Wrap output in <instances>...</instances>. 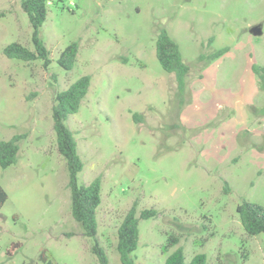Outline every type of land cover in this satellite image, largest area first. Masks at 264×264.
<instances>
[{
    "label": "rangeland",
    "instance_id": "rangeland-1",
    "mask_svg": "<svg viewBox=\"0 0 264 264\" xmlns=\"http://www.w3.org/2000/svg\"><path fill=\"white\" fill-rule=\"evenodd\" d=\"M48 9L45 69L4 55L13 43L34 50L33 30L21 0H0V142L25 135L17 163L0 166V264H45L42 255L99 264L71 213L52 117L57 94L84 76L91 86L68 125L80 183L102 180L97 239L109 264H122L118 230L135 203L158 212L140 221L135 264H165L178 248L186 263L204 254L207 264H264V234L247 235L237 213L245 201L264 206V75L252 71L264 66V0H50ZM162 30L190 67L184 91L157 59ZM73 43L67 70L58 60Z\"/></svg>",
    "mask_w": 264,
    "mask_h": 264
},
{
    "label": "trees",
    "instance_id": "trees-1",
    "mask_svg": "<svg viewBox=\"0 0 264 264\" xmlns=\"http://www.w3.org/2000/svg\"><path fill=\"white\" fill-rule=\"evenodd\" d=\"M50 0H21V7L26 13L32 27V43L34 50L13 43L4 49V55L13 60L30 63L36 60L43 61V67L51 65L50 51L41 38V28L45 24ZM229 51L228 48L214 53L212 61L222 57ZM78 54V44L67 47L58 60L60 66L70 70L74 66ZM156 56L163 70L176 78L178 89L184 91L187 86V77L190 67L184 62L179 45L172 39L167 30H162L156 39ZM202 58V57H201ZM254 73L261 78L264 75V66H253ZM264 77V76H263ZM91 86V77L84 76L72 84L68 89L57 94L52 109L56 143L60 155L65 159L69 173V189L71 193V213L79 224L83 235L94 239L92 252L96 255L99 264H109L104 248L97 239L98 220L97 210L102 203V180L97 177L89 184L80 183L79 175L84 170V163L78 153L77 140L68 125L69 118L77 114ZM25 135L15 136L8 141L0 142V166L6 169L17 163L19 142ZM8 200L7 192L0 186V207ZM241 224L249 236L264 234V206L245 201L237 207ZM158 215L155 209L138 210L135 203L125 216L118 230L117 250L122 264H135L132 254L137 250L140 239V221L154 218ZM173 238L170 240L172 241ZM178 244L177 240H173ZM45 264H53L45 255H42ZM165 264H207L204 254L196 255L191 262L186 263L182 248L174 251L165 261Z\"/></svg>",
    "mask_w": 264,
    "mask_h": 264
},
{
    "label": "water",
    "instance_id": "water-1",
    "mask_svg": "<svg viewBox=\"0 0 264 264\" xmlns=\"http://www.w3.org/2000/svg\"><path fill=\"white\" fill-rule=\"evenodd\" d=\"M251 33L256 37V36H260L262 34V31L260 27L255 26L251 29Z\"/></svg>",
    "mask_w": 264,
    "mask_h": 264
},
{
    "label": "crops",
    "instance_id": "crops-1",
    "mask_svg": "<svg viewBox=\"0 0 264 264\" xmlns=\"http://www.w3.org/2000/svg\"><path fill=\"white\" fill-rule=\"evenodd\" d=\"M253 71V70H252ZM253 73H254V71H253Z\"/></svg>",
    "mask_w": 264,
    "mask_h": 264
}]
</instances>
